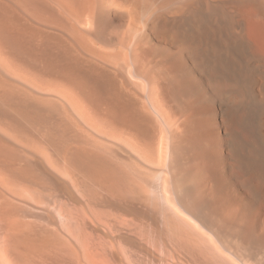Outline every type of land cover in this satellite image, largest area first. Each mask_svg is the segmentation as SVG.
Wrapping results in <instances>:
<instances>
[{"label": "bare ground", "instance_id": "1", "mask_svg": "<svg viewBox=\"0 0 264 264\" xmlns=\"http://www.w3.org/2000/svg\"><path fill=\"white\" fill-rule=\"evenodd\" d=\"M0 264H264V0H0Z\"/></svg>", "mask_w": 264, "mask_h": 264}]
</instances>
